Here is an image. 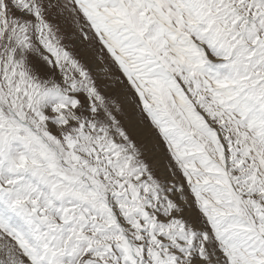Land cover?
Returning <instances> with one entry per match:
<instances>
[{
	"label": "snow or ice",
	"instance_id": "6c2138e0",
	"mask_svg": "<svg viewBox=\"0 0 264 264\" xmlns=\"http://www.w3.org/2000/svg\"><path fill=\"white\" fill-rule=\"evenodd\" d=\"M0 264H264V0H0Z\"/></svg>",
	"mask_w": 264,
	"mask_h": 264
},
{
	"label": "rangeland",
	"instance_id": "374dc122",
	"mask_svg": "<svg viewBox=\"0 0 264 264\" xmlns=\"http://www.w3.org/2000/svg\"><path fill=\"white\" fill-rule=\"evenodd\" d=\"M144 142L148 148H151L152 144L154 143V141H152L150 138H148L147 133H145ZM156 155H157V159L159 161L161 158L159 157L158 154H156ZM161 166H162V163H161Z\"/></svg>",
	"mask_w": 264,
	"mask_h": 264
}]
</instances>
